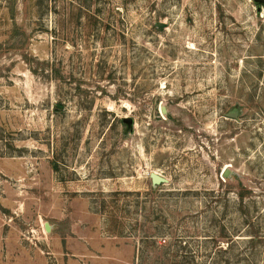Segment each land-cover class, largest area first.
<instances>
[{
  "label": "rangeland",
  "instance_id": "1",
  "mask_svg": "<svg viewBox=\"0 0 264 264\" xmlns=\"http://www.w3.org/2000/svg\"><path fill=\"white\" fill-rule=\"evenodd\" d=\"M0 264H264V4L0 0Z\"/></svg>",
  "mask_w": 264,
  "mask_h": 264
},
{
  "label": "water",
  "instance_id": "2",
  "mask_svg": "<svg viewBox=\"0 0 264 264\" xmlns=\"http://www.w3.org/2000/svg\"><path fill=\"white\" fill-rule=\"evenodd\" d=\"M255 2L257 4H264V0H255ZM258 10H260V6L258 7ZM157 25L160 26V27L164 26L163 23H158ZM162 110H163L164 113L167 112L165 107H163ZM228 116H231V117L233 116L234 117V116H236V114L235 113H230V114H228ZM124 122H128V121L125 120ZM228 173L226 172L225 175L227 176ZM149 176H150V179H151V182H152L153 186H156V185H159V184H166V183L169 182V180L167 178L161 176L157 172H150Z\"/></svg>",
  "mask_w": 264,
  "mask_h": 264
},
{
  "label": "trees",
  "instance_id": "3",
  "mask_svg": "<svg viewBox=\"0 0 264 264\" xmlns=\"http://www.w3.org/2000/svg\"><path fill=\"white\" fill-rule=\"evenodd\" d=\"M151 188H152V189H154V187H153V186H151Z\"/></svg>",
  "mask_w": 264,
  "mask_h": 264
}]
</instances>
